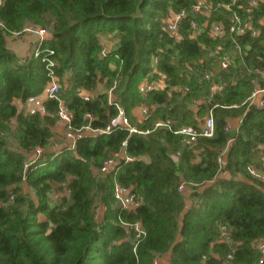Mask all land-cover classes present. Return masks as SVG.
Here are the masks:
<instances>
[{
	"label": "trees",
	"instance_id": "16d2710c",
	"mask_svg": "<svg viewBox=\"0 0 264 264\" xmlns=\"http://www.w3.org/2000/svg\"><path fill=\"white\" fill-rule=\"evenodd\" d=\"M192 4V0H0V264H153L165 253L170 264L257 263L260 254L254 242L264 239V182L253 179L246 168L260 166L264 108L246 110L240 104L253 89L251 78L264 68V2L252 9L259 34H234L241 51L229 33L222 38L205 33L189 38ZM243 4L245 9L238 12L245 17L247 0ZM169 8L187 12L180 23V39L162 28L160 18ZM210 18L228 24L217 12ZM27 24L48 28L50 35L36 43L37 55L19 57L7 38ZM107 34L116 42L101 54V38ZM219 45L223 48L216 52ZM226 52L232 65L223 71L219 55ZM48 60L54 64L49 66ZM204 72H212L209 80L200 79ZM159 74L165 76L167 87L142 95L139 82ZM52 76L64 85L57 99L44 101L46 113L19 110L15 100L41 93ZM214 81L223 82L221 91L196 111L189 109V102L209 94ZM114 82L115 102L132 126L150 129L149 133L115 126L108 134L78 138L72 148L45 152L25 168L28 153L53 137L59 99L72 113L74 129L87 124L104 128L117 114L107 93ZM101 83L106 89L88 99L80 96ZM175 85L188 86L189 91L168 95L167 89ZM142 103L157 107L138 122L132 109ZM210 108L215 133L198 137L192 147L182 142L181 134L153 129L155 121L165 118L173 120V129L195 125V115L202 117ZM239 115L238 129L226 131L227 120ZM124 140L132 159L100 174L103 161L118 152ZM225 148L220 164L217 158ZM220 172L228 175L219 176ZM182 181L189 188L186 193L178 191ZM116 182L139 196L135 211L122 208L114 197ZM24 183L33 197L25 193ZM52 191L62 192L54 203L49 199ZM97 201L102 206L98 220ZM134 222L145 232L140 237L124 225ZM223 225L229 242L220 240Z\"/></svg>",
	"mask_w": 264,
	"mask_h": 264
},
{
	"label": "built area",
	"instance_id": "2783aa9c",
	"mask_svg": "<svg viewBox=\"0 0 264 264\" xmlns=\"http://www.w3.org/2000/svg\"><path fill=\"white\" fill-rule=\"evenodd\" d=\"M193 4L191 7V11L193 13L192 18L189 20L188 24V36L189 38L196 39L201 34H206L213 38H222L225 34L229 33L232 36V39L236 42L235 36L242 35L246 32H249L251 36H256L259 34V28L254 24L252 9L258 6L259 1L264 2V0H247L248 8H246V16L242 17L239 14V10L245 9L243 0H192ZM212 12H217L222 18H226L228 20V24L222 22V20H211ZM187 18V12L184 9L179 11H175L171 8L161 16L162 28L169 35L175 37L176 39H180L182 36L180 34V23ZM264 20V17L263 19ZM16 35H32L38 38V40L45 39L50 35V31L48 28L37 26L34 24H27L23 27L20 32L14 33ZM236 34V35H234ZM235 47L238 51H241V47L239 43H235ZM223 47L220 45L217 47L216 52L221 50ZM248 48V46H246ZM106 51L102 49L101 53L104 54ZM37 55L38 51L33 49L30 55ZM29 55V56H30ZM220 67L223 71H228L230 65H232V57L230 52L221 53L219 55ZM156 61L157 58H153V70L152 73L156 71ZM49 66L54 64L53 61L48 60L47 63ZM258 77L251 78V82L253 83V89L248 95V97L241 102L240 105H245L246 110L251 107L254 108H264V84H260V80L264 81V68L258 69ZM212 76V72H204L201 76V80H209ZM223 82H212L210 85V92L208 95H203L202 97L195 98L191 102L188 103V108L196 111L201 102L208 100L211 94L219 93L223 88ZM116 87V82L108 88V102L114 103L117 114L114 117L109 119L107 125L102 129L91 128L90 125H83L79 128H73L71 126L72 113L65 107L64 103L59 99V107L56 112V117L65 124L66 128V138L70 141L67 145L68 147H74L75 142L78 138L82 136H93L99 133H110L112 128L115 126L125 127L129 130V132H135L138 134H147L151 130L150 129H139L136 126H132L130 123V119L124 112L123 108L115 102L113 97V90ZM167 87V83L165 80V76L159 74L158 77L149 78L144 77L140 83L138 84V88L142 94L148 93L150 90H161ZM168 95L171 94L172 91L178 92L181 96L185 95L186 92L189 91L188 86H180L175 85L167 89ZM60 91V85L57 83V77L52 76L50 82L47 86L42 90L41 93L36 95H31L26 98L23 103L22 109L25 113L36 114L39 113L44 115L46 113V108L44 105V101L48 98H58V93ZM80 96L84 99L89 98V94L80 93ZM216 106V104L214 105ZM234 107L238 105H233ZM140 107V108H139ZM139 109L143 116V120L147 119L150 115V112L156 108L157 106L154 104H146L142 103L139 105ZM88 119H91L90 114H86ZM196 123L195 125H181L176 129H173V120L170 118L159 119L153 123V129H161L167 128L172 130L176 134L182 135V142L185 145H189L192 147L193 143L196 141L198 137H207L210 138L215 133V120L213 116L212 108H210L206 114L202 117H197L195 115ZM236 119L238 121V125L233 123V120ZM242 121V116L230 117L225 125L226 131H236ZM232 141V139L230 140ZM126 140L122 142L121 149L118 152L113 153L107 159H105L99 168L100 174H107L111 171H114L116 167L119 165L121 160L130 161L132 158L129 157L125 152ZM53 144L48 143L42 147L36 146L32 153L34 155L32 158H28L25 163V168H27L32 162L40 158L45 152L55 151L52 147ZM262 150L260 155V166L256 167L252 164L247 166V172L253 179H257L259 181L264 182V144L260 145ZM226 152V148L223 149L217 160L220 164L223 163V158ZM179 152H176L175 155H178ZM189 188L187 187V183L182 181L178 185V191L181 193H186ZM114 197L120 203L122 208L128 211H135V209L140 204L139 196L130 188L119 183H115L113 186ZM197 200H195L196 202ZM127 229L135 230L136 237H140L144 234V230L139 222L134 223H124ZM220 240L229 242L230 235L226 226H221L220 228ZM254 247L259 251V259L256 264H261L264 259V239H259L254 242ZM231 257V256H229ZM156 260V259H155ZM157 261V260H156ZM155 261V262H156ZM154 262V261H153Z\"/></svg>",
	"mask_w": 264,
	"mask_h": 264
},
{
	"label": "crops",
	"instance_id": "0c3cea01",
	"mask_svg": "<svg viewBox=\"0 0 264 264\" xmlns=\"http://www.w3.org/2000/svg\"><path fill=\"white\" fill-rule=\"evenodd\" d=\"M14 35V34H12ZM25 38H23V40H20V42H17V43H8L7 42V45L9 47H11L12 51L19 57H24V56H27V55H30L31 51H33V49L35 48V45L36 43L39 41L37 37L35 36H32V35H24ZM107 40L108 39H112V41H107L106 44H103V47L102 49H104L105 51H107L106 49V46L109 47V46H114V43L116 42L115 38L113 37V35L111 34H107ZM8 39V38H7ZM19 41V40H18ZM104 43V42H103ZM112 49V48H111ZM110 50V49H108ZM102 54V53H101ZM140 83V82H139ZM139 89V88H138ZM92 91V92H87V91H82L81 93H86V94H89V97L95 95L96 93L100 92V91ZM115 91V90H114ZM140 91V90H139ZM141 93V92H140ZM142 94V93H141ZM147 94V93H146ZM146 94H142V95H146ZM115 98V93H113V97L112 99ZM23 103L24 101H21L20 99H16L15 100V104L17 105L18 109H22V106H23ZM146 104H151V103H146ZM141 105V104H140ZM139 105L134 107L132 109V114L135 116V119L136 121L140 122L143 120V116L141 114V111H140V107ZM233 123H235V125H238V121H236V119L233 120ZM53 132H58V133H61L62 135H65L66 134V128H65V124L60 121L58 118L56 119V123L55 125L53 126L52 128ZM70 141L66 138V145L69 143ZM53 144V143H52ZM66 145H63V146H66ZM53 150H59L60 148H62L61 145H58V144H53ZM228 175V173H224V172H220L219 173V176H226ZM204 186H201L200 189L202 190ZM189 202H187V205L188 206ZM168 257H169V254L168 253H165L161 256H159V264H170L169 263V260H168Z\"/></svg>",
	"mask_w": 264,
	"mask_h": 264
},
{
	"label": "rangeland",
	"instance_id": "374dc122",
	"mask_svg": "<svg viewBox=\"0 0 264 264\" xmlns=\"http://www.w3.org/2000/svg\"><path fill=\"white\" fill-rule=\"evenodd\" d=\"M23 38H25V36L24 35H22V34H20V35H16V34H14V35H11V36H9L8 37V39H7V42L8 43H17V42H20V40H23ZM19 40V41H18ZM101 41H102V43L103 44H106V42L107 41H112V39L110 40V39H108L107 40V36L106 35H104V36H102V38H101ZM9 48L11 49V47H10V45H9ZM111 48H113V46L111 45V46H109V47H107L106 46V49H107V51H108V49H111ZM12 50V49H11ZM57 83L60 85V89H62V87H63V85H64V83L62 82V80H60V78H58L57 77ZM104 89H106L105 87H104V84L103 83H101V84H99L98 85V87H97V89H96V91H102V90H104ZM115 90V89H114ZM114 90H113V92H114ZM95 91V92H96ZM50 143L52 144H58V145H61V146H63V145H66V135H62L61 133H58V132H53V137L51 138V140H50ZM34 155V152L32 153V150L28 153V157H27V159L29 158H32V156ZM23 189H24V191H25V193H27V194H29L31 197H33L34 195H33V191L28 187V185L26 184V183H24L23 184ZM68 190L67 189H65L64 190V194H66V195H68ZM59 194L60 195H62V192H59V191H52L51 193H50V202H52V203H54V202H57L58 201V199H59ZM95 216H96V219L98 220V219H100V217H101V214H102V206L100 205V203H98V201L95 203ZM159 257H156L155 259L157 260H155L154 259V262H153V264H159L158 262V259ZM169 258V257H168ZM169 260V259H168ZM156 261V262H155Z\"/></svg>",
	"mask_w": 264,
	"mask_h": 264
}]
</instances>
